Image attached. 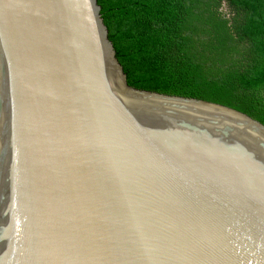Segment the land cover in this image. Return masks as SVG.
<instances>
[{
	"label": "water",
	"instance_id": "water-1",
	"mask_svg": "<svg viewBox=\"0 0 264 264\" xmlns=\"http://www.w3.org/2000/svg\"><path fill=\"white\" fill-rule=\"evenodd\" d=\"M97 0H0V264H264V125L128 85Z\"/></svg>",
	"mask_w": 264,
	"mask_h": 264
},
{
	"label": "trees",
	"instance_id": "trees-1",
	"mask_svg": "<svg viewBox=\"0 0 264 264\" xmlns=\"http://www.w3.org/2000/svg\"><path fill=\"white\" fill-rule=\"evenodd\" d=\"M97 2L129 86L223 105L264 125V0Z\"/></svg>",
	"mask_w": 264,
	"mask_h": 264
},
{
	"label": "rangeland",
	"instance_id": "rangeland-1",
	"mask_svg": "<svg viewBox=\"0 0 264 264\" xmlns=\"http://www.w3.org/2000/svg\"><path fill=\"white\" fill-rule=\"evenodd\" d=\"M221 11L223 13H228L229 10H228L227 6L225 4H223L222 7H221Z\"/></svg>",
	"mask_w": 264,
	"mask_h": 264
}]
</instances>
